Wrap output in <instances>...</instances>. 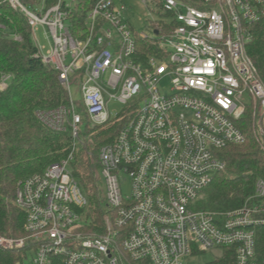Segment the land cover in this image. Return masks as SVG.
<instances>
[{"label":"built area","instance_id":"obj_1","mask_svg":"<svg viewBox=\"0 0 264 264\" xmlns=\"http://www.w3.org/2000/svg\"><path fill=\"white\" fill-rule=\"evenodd\" d=\"M48 1L27 7L4 0L25 17L33 57L56 72L64 90V103L36 110L35 118L67 134L72 150L85 124L122 122L97 153L110 213L103 233L84 231L87 200L71 176L69 154L18 183L15 204L26 214V235L0 236V249H26L16 264H187L218 251L213 261L226 248L234 264H264L256 256L262 179L239 208L198 209L225 169L219 151L244 144L243 125L264 154V84L246 53L251 26L264 20V0H143L162 16L151 22L152 38L134 33L115 0H97L80 22L79 0ZM39 29L49 49L39 46ZM139 40L148 53L137 50ZM9 79L1 76V92ZM112 104L123 109L112 113Z\"/></svg>","mask_w":264,"mask_h":264},{"label":"trees","instance_id":"obj_2","mask_svg":"<svg viewBox=\"0 0 264 264\" xmlns=\"http://www.w3.org/2000/svg\"><path fill=\"white\" fill-rule=\"evenodd\" d=\"M18 1L32 7L37 0ZM96 1L79 0L75 13L79 22ZM250 33L246 53L264 84V20L252 25ZM15 36L19 40H15ZM137 50L146 54L148 46L139 40ZM34 52L25 17L0 0V78L10 76L5 90L0 91V236L20 239L26 235V214L15 204L18 183L34 174H42L49 165L65 160L69 154H72L71 176L87 200L83 211L84 231L103 233V219L110 211L105 207L97 153L102 145L114 139L122 122L93 128L85 124L82 140L72 150L67 134L52 132L35 118L36 110L58 107L64 103L65 95L56 72L35 59ZM241 129L246 137L244 144L227 146L219 151L225 169L215 175L203 192L198 209L226 212L239 208L253 194L256 180L264 181V154L247 126L243 125ZM25 254L26 249H0V264H16ZM256 256L264 258V228L256 230ZM234 262L232 249L226 248L220 257L208 264Z\"/></svg>","mask_w":264,"mask_h":264},{"label":"rangeland","instance_id":"obj_3","mask_svg":"<svg viewBox=\"0 0 264 264\" xmlns=\"http://www.w3.org/2000/svg\"><path fill=\"white\" fill-rule=\"evenodd\" d=\"M40 0H37L39 2ZM143 0H115L116 5H124L126 7V18L128 19L130 27L136 34H144L148 38L153 37V30L151 22L159 21L162 19L161 13L153 5H149L147 8L142 5ZM38 44L39 46L49 49L50 44L48 40L42 35L41 29L37 32ZM71 98L74 102H80L81 95L79 88L72 86L70 88ZM123 109L119 104L110 105V110L112 113H118ZM79 112V111H78ZM123 193H128L129 181L124 180L121 185ZM104 193V189L102 188ZM204 196V195H203ZM202 196V199H203ZM219 255L218 251L213 254H205L201 257L195 258L192 261L187 260V264L208 263L211 262L214 256Z\"/></svg>","mask_w":264,"mask_h":264}]
</instances>
